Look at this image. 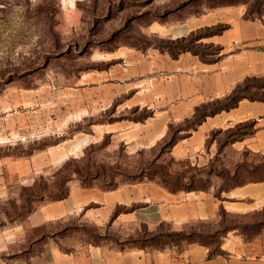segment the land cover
I'll list each match as a JSON object with an SVG mask.
<instances>
[{"label":"rangeland","instance_id":"1","mask_svg":"<svg viewBox=\"0 0 264 264\" xmlns=\"http://www.w3.org/2000/svg\"><path fill=\"white\" fill-rule=\"evenodd\" d=\"M206 1L245 3L253 16L255 10L264 12V0ZM187 3L0 0V229L24 221L46 202L64 198L74 183L112 189L121 183L154 181L169 191L218 192L236 181L264 179L261 159H251L249 169H236L227 167L224 158L197 164L192 158L178 159L174 151L204 115L224 104L223 99L204 103L185 120L160 116L165 91L159 78L161 56L175 59L186 48L208 61L218 52L202 40L220 28L169 36L184 13L195 9ZM127 65L134 66L135 74L121 78L122 94L114 98V81L107 75L114 68L124 72ZM130 84L132 90L126 88ZM263 90L264 78L249 79L239 85L237 96L264 100ZM132 97L135 103L127 106ZM237 131H223L217 138L224 144ZM211 139L209 135L207 145ZM83 230L87 238L101 240V232ZM139 235L129 243L211 238Z\"/></svg>","mask_w":264,"mask_h":264},{"label":"crops","instance_id":"2","mask_svg":"<svg viewBox=\"0 0 264 264\" xmlns=\"http://www.w3.org/2000/svg\"><path fill=\"white\" fill-rule=\"evenodd\" d=\"M185 1L187 8L195 9L184 13L170 37L221 30L202 40L218 49L211 60L188 52L175 59L161 56L159 78L165 91L160 116L170 121L189 119L200 105L223 99L249 79L264 78V12L247 17L243 3ZM123 70L114 68L107 75L114 81V98L122 94L121 78L135 74L133 65ZM126 88L132 90L133 85ZM128 102L133 105L135 99ZM234 128L238 131L233 139L221 144L217 136ZM174 151L178 159L192 158L197 164L217 156L227 167L249 169L251 159L264 160V100L243 98L229 110L205 116ZM122 208L124 212L115 214ZM87 227L101 232V240L87 238ZM140 232L161 240L175 234L211 238L203 243H129L137 241ZM0 264H264V179L236 181L218 192L169 191L154 181L121 183L112 189L74 183L64 198L46 202L24 221L0 229Z\"/></svg>","mask_w":264,"mask_h":264},{"label":"trees","instance_id":"3","mask_svg":"<svg viewBox=\"0 0 264 264\" xmlns=\"http://www.w3.org/2000/svg\"><path fill=\"white\" fill-rule=\"evenodd\" d=\"M220 4H225V5H231V4H235L234 2H232V1H229V2H222V3H220ZM245 4V3H244ZM255 13H256V17H259L262 13H260V12H258V11H256L255 10ZM246 16L247 17H252L253 15H251V14H249L248 12H246ZM183 42V40H181V41H178V42H176L175 44H177V45H180L179 43H182ZM186 48H182V49H180V50H184L185 52H189L190 50H185ZM184 51H182V52H184ZM193 55H197V53H192ZM238 87L239 86H237V87H235V89H233V91L229 94V95H227L226 97H224L223 98V101H224V104L223 105H221L219 108H217L213 113H211V114H209V115H212V114H214V113H217V112H220V111H226V110H229V109H231V108H233V107H235V105L241 100V99H243V98H245V97H238L237 96V94H238ZM247 99V98H246ZM208 106H210L211 104H207ZM195 114L197 113V109H195V112H194ZM209 115H204V117L205 116H209ZM203 117V118H204ZM202 118V119H203ZM118 212H122L121 210H116L115 211V214L116 213H118ZM172 236H176V237H178V238H180V237H182V235L181 234H175V235H172ZM183 238V237H182ZM152 241V240H151ZM196 241V240H195ZM196 242H201V243H203L201 240H198L197 239V241Z\"/></svg>","mask_w":264,"mask_h":264}]
</instances>
